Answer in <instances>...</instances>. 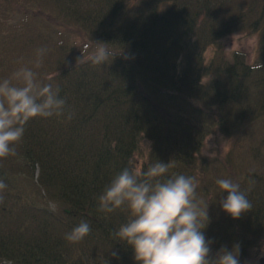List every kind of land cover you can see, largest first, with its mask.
<instances>
[{
    "label": "trees",
    "instance_id": "16d2710c",
    "mask_svg": "<svg viewBox=\"0 0 264 264\" xmlns=\"http://www.w3.org/2000/svg\"><path fill=\"white\" fill-rule=\"evenodd\" d=\"M0 1V79L43 48L36 71L53 76L74 113L32 120L16 154L0 159V264H135L111 235L126 210L100 212L98 197L123 168L137 170L143 139L151 145L137 171L158 160L167 176L194 177L210 255L237 248L245 264L264 239V0ZM248 31L259 35L254 60L224 50V38ZM91 40L113 55L77 64ZM217 134L235 138L232 148L201 155ZM218 179L251 202L238 219L222 210ZM81 221L90 234L69 244Z\"/></svg>",
    "mask_w": 264,
    "mask_h": 264
},
{
    "label": "clouds",
    "instance_id": "9594fccd",
    "mask_svg": "<svg viewBox=\"0 0 264 264\" xmlns=\"http://www.w3.org/2000/svg\"><path fill=\"white\" fill-rule=\"evenodd\" d=\"M105 45L91 40L87 45L90 51L87 55L81 51L77 64H104L113 55ZM45 51L38 49L31 66H21L0 79V159L16 154V145L32 120H71L74 115L60 96V88L52 83L53 76H41L36 71L42 66ZM168 171V164L157 160L143 172L125 167L110 180L98 197V211L127 212L126 221L111 233L113 239L131 248L135 264H239L237 248H222L210 255V242L204 235L208 203L198 198L194 177L167 176ZM216 184L221 193H227L221 208L233 219L251 209L238 183L218 179ZM6 187L0 179V190ZM90 232V225L81 221L65 235V240L76 244ZM111 255L117 257L118 253L113 251Z\"/></svg>",
    "mask_w": 264,
    "mask_h": 264
},
{
    "label": "rangeland",
    "instance_id": "374dc122",
    "mask_svg": "<svg viewBox=\"0 0 264 264\" xmlns=\"http://www.w3.org/2000/svg\"><path fill=\"white\" fill-rule=\"evenodd\" d=\"M3 2L0 1V9H2ZM83 36H77L74 39L75 43H80ZM259 35L256 32H241L230 35L222 40V45L226 51L240 50L244 51L247 55L248 61H252L256 58L258 52ZM211 49L208 50L210 54ZM234 139L232 136H224L222 134L208 136L200 150V154L203 156L218 157L225 155L233 146ZM142 141L145 146L141 147ZM139 143V148L134 155V163L136 169L139 170L140 164L145 159L147 152L150 149V141L143 139ZM245 264H264V239H261L260 246L250 250V254L247 257Z\"/></svg>",
    "mask_w": 264,
    "mask_h": 264
}]
</instances>
